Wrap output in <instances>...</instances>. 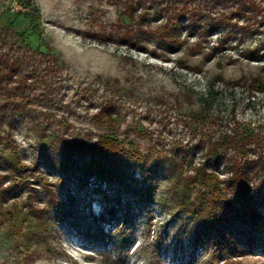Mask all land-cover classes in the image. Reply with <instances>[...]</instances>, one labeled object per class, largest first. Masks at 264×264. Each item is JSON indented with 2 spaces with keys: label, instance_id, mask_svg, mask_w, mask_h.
<instances>
[{
  "label": "rangeland",
  "instance_id": "374dc122",
  "mask_svg": "<svg viewBox=\"0 0 264 264\" xmlns=\"http://www.w3.org/2000/svg\"><path fill=\"white\" fill-rule=\"evenodd\" d=\"M31 1L36 22L16 15L24 0H0V264H264V241L238 237H264V226L223 214L212 235L235 241L215 251L203 213L185 203L205 186L184 181L205 165L202 121L215 136L237 121L264 137V59L241 53L264 42V0H253L255 35L245 28L250 1L198 3L199 15L178 18L171 0L150 2L144 18L128 6L136 0ZM105 133L143 162L123 183L91 177L80 187L55 168L87 161ZM89 212L96 219L82 222Z\"/></svg>",
  "mask_w": 264,
  "mask_h": 264
},
{
  "label": "trees",
  "instance_id": "16d2710c",
  "mask_svg": "<svg viewBox=\"0 0 264 264\" xmlns=\"http://www.w3.org/2000/svg\"><path fill=\"white\" fill-rule=\"evenodd\" d=\"M136 1H138V4L133 5L132 2L127 1L129 3L128 6L132 11L137 6H140L141 16L144 18L150 7H154V5H150V2L155 0H148L149 4L145 0ZM210 1L213 3L220 1L229 3L238 1L239 3L243 1L248 6L251 2L252 9L247 7L245 10L248 13H254V15L251 18H247L245 28L249 29L250 35L260 33L261 30L257 25L262 22V16L258 14L259 6H255L253 0H171V3L166 4L165 8H173L174 12L169 14L170 18L184 17L186 14L192 17V15H199L202 9H206L205 6L201 7L198 3L205 5V3ZM22 4L28 9L25 12L17 11V16H22L29 22H36L40 19L39 10L31 0H24ZM4 13L1 11L0 15ZM227 15V13L220 14L218 19L224 20ZM176 21H174V25L177 26L178 23ZM6 36L5 34H0V49L5 46L6 40L3 37ZM11 47L10 45L8 48ZM241 53L247 59H264V42L254 48L246 47ZM18 59L15 58L9 64L10 69H15L18 66L20 63ZM257 85L259 91H264V85L261 86V82L257 83ZM12 112L14 115H20L18 110H13ZM204 123L206 122L202 121L197 124L196 133L202 135L203 142H199L196 145L198 148H202L205 165L197 169L195 174L184 178V181H188V183H185L186 186L200 183L205 186V191L196 192L193 200H191L192 198L186 200L181 198V200H185L194 218H200L201 213H203L205 226L202 233L206 235L207 242H211V245L216 249L215 251L220 252L226 248L223 247V244H227L230 248L235 241L230 236H225L222 233L212 235L214 233L213 230L219 228L223 220V214L236 217L241 222H244L245 225L250 224L253 226L252 228L264 226V222H262L263 216L258 212L257 208L258 206H264V137L261 136L257 129L237 121H235L234 126L229 131L217 132L218 134L215 136L214 133L216 132L211 130L213 122L208 123V125H203ZM113 127H111L112 130ZM87 154L89 156L87 161L81 159L73 161L66 158L62 161H56L54 166L67 176H75L76 180L81 183L80 187H82L91 177L99 183L106 182L108 185L121 184L124 182L125 175H127V169L132 167L131 170L133 171L135 166L139 167L143 164L132 148L125 150L123 141L107 133L98 136L97 141L92 144ZM207 164L210 165V168L205 167ZM219 166H222L221 173L225 174L223 177H219L217 174ZM111 185L109 187H112ZM227 193H231L234 198L233 207L226 203ZM90 218L96 219L89 212L82 216L81 221L91 220ZM100 219H104V215ZM90 225L84 226L85 231L90 229ZM91 226L95 230H99L98 223ZM263 231L264 229L258 232ZM238 237L239 240H242L241 242L250 245L247 247H253L252 244L256 241H264V237L259 233L258 236H251L247 235L245 231H240ZM200 241L199 237H197L195 243ZM219 242L222 243L220 244ZM239 251L242 252L244 250H236V252ZM262 251H264V248H262Z\"/></svg>",
  "mask_w": 264,
  "mask_h": 264
}]
</instances>
